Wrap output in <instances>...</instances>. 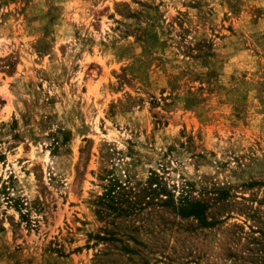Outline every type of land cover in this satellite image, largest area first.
Returning <instances> with one entry per match:
<instances>
[{
	"label": "rangeland",
	"instance_id": "rangeland-1",
	"mask_svg": "<svg viewBox=\"0 0 264 264\" xmlns=\"http://www.w3.org/2000/svg\"><path fill=\"white\" fill-rule=\"evenodd\" d=\"M0 264H264V0H0Z\"/></svg>",
	"mask_w": 264,
	"mask_h": 264
},
{
	"label": "trees",
	"instance_id": "trees-1",
	"mask_svg": "<svg viewBox=\"0 0 264 264\" xmlns=\"http://www.w3.org/2000/svg\"><path fill=\"white\" fill-rule=\"evenodd\" d=\"M111 175H112V171H106L105 172L104 179H107V182L104 184V192H103L102 196H100V198H99V200L101 201V204H105V206L108 209L114 208L111 203L114 202L115 199H117V200L121 199V196L125 193L124 187H123L124 186L123 185L124 180L121 177H114L113 175L112 176ZM151 181L152 180H150V184L153 183ZM184 200H185V198L181 202H185ZM109 202H111V203H109ZM116 203H119V202H116ZM187 203H185V204H187ZM185 204L181 203V206H180L181 211L184 210V208L186 206ZM186 210H188V211H185L182 213L186 214V212H187V215H196L200 218L203 215V206L197 202H196V204H194L192 206L190 205Z\"/></svg>",
	"mask_w": 264,
	"mask_h": 264
}]
</instances>
